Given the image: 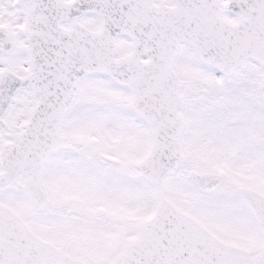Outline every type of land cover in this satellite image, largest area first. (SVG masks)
<instances>
[{"label": "snow or ice", "instance_id": "snow-or-ice-1", "mask_svg": "<svg viewBox=\"0 0 264 264\" xmlns=\"http://www.w3.org/2000/svg\"><path fill=\"white\" fill-rule=\"evenodd\" d=\"M0 264H264V0H0Z\"/></svg>", "mask_w": 264, "mask_h": 264}]
</instances>
